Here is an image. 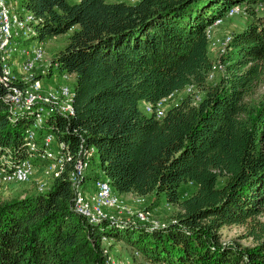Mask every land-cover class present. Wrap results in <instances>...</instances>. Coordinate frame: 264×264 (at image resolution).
<instances>
[{
	"label": "trees",
	"instance_id": "obj_1",
	"mask_svg": "<svg viewBox=\"0 0 264 264\" xmlns=\"http://www.w3.org/2000/svg\"><path fill=\"white\" fill-rule=\"evenodd\" d=\"M239 3L24 0L39 20L33 40L72 31L51 62L74 77V116L54 117L49 131H62L64 149L93 148L119 198L164 195L178 211L162 224L89 222L73 209L67 166L46 192L0 202V264H106L103 238L112 257L115 245L129 252L124 264H264V104L252 118L244 101L264 78V18L233 33L214 61L206 34ZM212 72L221 73L216 84ZM187 86L203 92L198 102L186 95L160 119L139 108ZM31 115L0 91V175L28 156ZM228 226L245 227L254 246L222 243Z\"/></svg>",
	"mask_w": 264,
	"mask_h": 264
},
{
	"label": "built area",
	"instance_id": "obj_2",
	"mask_svg": "<svg viewBox=\"0 0 264 264\" xmlns=\"http://www.w3.org/2000/svg\"><path fill=\"white\" fill-rule=\"evenodd\" d=\"M128 1L134 4L139 0ZM240 11H242L240 6H234L228 11V16ZM222 22L223 20H218L207 28L208 40H211L213 27ZM38 23L39 20L32 13L28 12L22 17L12 11L6 0H0V91L11 108L32 109V120L24 135L28 156L18 163L11 174L8 175L6 171H3L0 176L7 182H27L37 168H42L44 173L50 175L53 180L60 177L67 166H70L73 167V171L69 175V182L75 192L73 209L77 214L89 222L110 219L127 223H155L149 211L134 210L123 213L125 211L123 203L112 192L105 180L98 179L94 183L92 195L83 194L80 179L94 149L83 150L82 144L76 151L64 149V145L58 138V133L62 131H49L55 123L54 117L69 119L74 116V94L73 88L67 85L55 86L46 92L42 91V76L45 74L50 77L51 69L56 68V65L45 59V52L41 45L32 47L27 45V41L34 36ZM230 39L231 37H227L219 44L218 53L222 54L225 51ZM217 68L221 69L220 66ZM69 76L72 75L62 73L63 79H69ZM213 76L212 72L209 80ZM184 92L186 95H193L196 89L187 86ZM193 99L196 102L200 100L199 97H193ZM164 101L161 100L154 106L147 105L145 109L148 114H154L160 119L167 111ZM53 142L56 144L55 152L50 149ZM48 188L41 185L37 193L46 192ZM135 202L140 203V199L136 198ZM101 242L108 243V240L103 238ZM103 246V253L107 255L106 264H124L111 258L106 245Z\"/></svg>",
	"mask_w": 264,
	"mask_h": 264
},
{
	"label": "rangeland",
	"instance_id": "obj_3",
	"mask_svg": "<svg viewBox=\"0 0 264 264\" xmlns=\"http://www.w3.org/2000/svg\"><path fill=\"white\" fill-rule=\"evenodd\" d=\"M8 2L9 7L12 9L13 12L21 15L22 17L27 15L28 12L24 7V0H6ZM79 0L75 1L78 2ZM113 2H125L127 4H131L128 0H110ZM140 1V0H139ZM138 1V2H139ZM240 3L237 6L242 8V11L239 13L228 16L223 20L222 23L213 27L211 32V40H209V52L210 56L212 57L213 61L216 60V57L220 55L219 52V44L225 40L227 37H231L233 33L239 32L244 29L249 23L257 18H264V0H239ZM71 2H73L71 0ZM111 2V3H113ZM137 2V3H138ZM136 4V3H134ZM133 5V4H131ZM249 6L252 8L253 16H250L249 13L245 10V6ZM236 6V5H235ZM233 8V7H232ZM17 10V11H16ZM23 12V13H22ZM23 14V15H22ZM72 33H69L61 36H57L51 38L45 42H38L33 40L32 38L27 41V45L32 47L33 45H41L44 52H45V59L47 61H51L61 50L64 49L66 45L67 37ZM51 76L48 77L45 74L41 78L42 84V91L46 92L49 89L60 86V85H67L69 87L73 86L74 77L69 76V79H63L62 74L54 67L51 69ZM221 73L218 72L214 76V80L210 82L211 84H216L219 80ZM184 90L180 92H176L171 94L165 100L164 105L167 110L172 106H175L181 102V100L186 96V92ZM74 94V91H73ZM203 96L202 91L196 90V92L192 95V97H199ZM245 103L247 104L249 111L251 112L252 118H254L255 114L257 113L258 109L263 106L264 104V78L257 84L254 94L250 97L246 98ZM146 104L144 102L139 103V108L145 114H148L146 111ZM245 118V117H244ZM50 149L55 152L56 144L55 142L52 143ZM90 165L86 170V174L90 177L89 180L81 186V190L84 195H92L94 191V177L96 176L99 180H104V175L100 168L98 167V158L96 152L93 154L92 160H90ZM52 182V177L50 175H46L42 168H37L33 176L27 182H15L10 181L7 182L3 177L0 176V202L15 199L18 197L32 195L38 192V188L42 185L44 187H49L50 183ZM184 198L188 197L192 192H194L195 187L192 184L184 186ZM155 194H150L145 197H139L140 203H136V197L131 195H123L119 199L123 203L125 207V211H134V210H146V208L152 204L156 199ZM177 208L169 205L166 201L164 195H160L158 200H156V205L152 207L149 212L151 213L152 220H158L161 224L171 222L177 213ZM261 222H264V216H260L257 218ZM220 241L222 243H231L234 242L238 244L241 248H251L254 246V241L251 238L246 237V229L243 226H228L224 227L219 231ZM102 245H107V243H102ZM108 247V245H107ZM108 249V248H107ZM110 255V254H109ZM111 258L115 261L118 259H122L125 263H130L128 258L129 252L124 249L123 247H119V245H115L112 250Z\"/></svg>",
	"mask_w": 264,
	"mask_h": 264
},
{
	"label": "crops",
	"instance_id": "obj_4",
	"mask_svg": "<svg viewBox=\"0 0 264 264\" xmlns=\"http://www.w3.org/2000/svg\"><path fill=\"white\" fill-rule=\"evenodd\" d=\"M106 1H107V2H110V3L113 2V1H110V0H106Z\"/></svg>",
	"mask_w": 264,
	"mask_h": 264
},
{
	"label": "bare ground",
	"instance_id": "obj_5",
	"mask_svg": "<svg viewBox=\"0 0 264 264\" xmlns=\"http://www.w3.org/2000/svg\"><path fill=\"white\" fill-rule=\"evenodd\" d=\"M16 11H17V10H16ZM20 13H21V12H20ZM20 13H19V14H20ZM22 13H23V12H22ZM22 15H23V14H22ZM102 221H103V220H102ZM110 221H111V220H110ZM100 222H101V221H100Z\"/></svg>",
	"mask_w": 264,
	"mask_h": 264
}]
</instances>
